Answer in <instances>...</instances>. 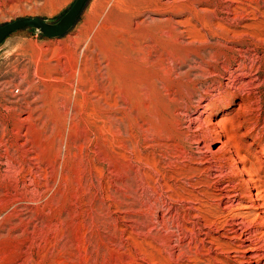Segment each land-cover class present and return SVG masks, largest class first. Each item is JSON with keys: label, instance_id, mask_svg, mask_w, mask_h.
<instances>
[{"label": "rangeland", "instance_id": "374dc122", "mask_svg": "<svg viewBox=\"0 0 264 264\" xmlns=\"http://www.w3.org/2000/svg\"><path fill=\"white\" fill-rule=\"evenodd\" d=\"M147 1L0 44V264H254L237 220L264 192V0ZM74 2L0 0V25ZM158 72L192 79L191 110Z\"/></svg>", "mask_w": 264, "mask_h": 264}, {"label": "bare ground", "instance_id": "6f19581e", "mask_svg": "<svg viewBox=\"0 0 264 264\" xmlns=\"http://www.w3.org/2000/svg\"><path fill=\"white\" fill-rule=\"evenodd\" d=\"M141 0H139V1H136L135 0V3L136 4H138L139 2H140ZM143 1V0H142ZM148 1H154V0H148ZM147 1V2H148ZM145 2V1H144ZM131 7V6H130ZM198 12V11H197ZM210 14V13H209ZM213 14V13H212ZM197 16H199V17H201V15H200V13L198 12L197 13ZM205 17V16H204ZM215 17V16H214ZM195 18V17H194ZM206 19V18H205ZM229 19V18H228ZM231 19V18H230ZM233 21H234V19H233ZM232 23V22H231ZM193 24V23H192ZM217 24V23H216ZM134 26V25H133ZM194 26V25H193ZM222 29L225 31V35L227 34V35H230V33H232V32H236V31H233L228 25H226L225 23H223L222 24ZM237 34V33H236ZM119 36H121V35H119ZM123 36V35H122ZM231 36V35H230ZM235 36V35H234ZM228 37V36H227ZM226 37V38H227ZM124 38V37H123ZM158 39H165L166 40V38H164V37H158ZM225 43H226V41H225ZM226 54V53H225ZM171 57V56H170ZM175 59V58H174ZM172 60V63H173V66H172V68H174V69H177V67L180 65L179 64V62L178 61H176V60ZM197 61V60H196ZM120 64L122 63H124L125 62V60H122V61H118ZM169 62V61H168ZM200 62V61H199ZM198 62V63H199ZM205 62H206V60H205ZM185 63V62H184ZM183 63V64H184ZM197 63V62H196ZM153 64V63H152ZM170 65V64H169ZM168 65V66H169ZM182 65V64H181ZM195 65V64H194ZM206 65V64H205ZM193 66V65H192ZM100 67V66H99ZM195 67H198V66H195ZM195 67H193V69L195 68ZM161 68V67H160ZM166 68H167V66H166ZM171 68V69H172ZM179 68V67H178ZM189 68V67H188ZM191 68V67H190ZM199 68H201V67H199ZM198 68V69H199ZM203 68V67H202ZM99 69V68H98ZM170 69V70H171ZM192 69V68H191ZM197 69V68H196ZM165 70V69H164ZM204 70H206V67H204ZM176 71V70H175ZM157 73V72H156ZM163 73V72H162ZM176 74H178V72L176 73ZM182 74V73H181ZM185 74V73H184ZM184 74H182V78L184 79ZM201 74V73H200ZM167 75V74H166ZM198 75V74H197ZM179 76V75H178ZM200 76V75H199ZM170 78H171V76H169ZM198 77V76H197ZM100 78H101V76H100ZM122 78H124V77H122ZM194 78V77H193ZM202 78V77H201ZM154 79H156V78H154ZM188 79V78H187ZM192 80V79H191ZM191 80H189V82H183V81H178L177 82V80H176V82H174L173 80L171 81V80H165V78L158 72V74H157V81H159V84L163 87V88H165V89H174L173 91H175L176 93H177V97H176V99H174V102H173V106H174V103H176L177 102V100H179L184 106H185V108H191L193 105H191L190 104V99L192 98V97H194L193 96V94L195 93L194 92V88L192 87V82H191ZM201 80V79H200ZM96 82V81H95ZM198 83V82H197ZM95 85V84H94ZM97 85V84H96ZM95 85V86H96ZM104 86V85H103ZM162 87H159V88H157V90H156V96H159V97H161V88ZM175 87L177 88V90L175 89ZM143 88V87H142ZM97 89H99V87L97 88ZM101 89V88H100ZM108 89V88H107ZM104 91H105V89H103ZM198 90H199V88H198ZM172 92V91H171ZM107 93V92H106ZM106 93H105V95H106ZM168 93V92H167ZM197 94V93H196ZM200 94V93H199ZM199 94H197V95H199ZM95 95V94H94ZM104 95V94H103ZM110 95V94H109ZM109 95H107V96H109ZM97 96H98V94H97ZM100 96V95H99ZM196 96V95H195ZM214 97V98H216V97H218V96H216V93H213V94H211V97ZM102 97V96H101ZM103 97H105V96H103ZM100 98V97H99ZM96 100H98V99H96ZM95 100V101H96ZM210 100V99H209ZM211 100H213V98L211 99ZM206 101V93L205 94H202V95H199V99H198V104H197V106L199 107V106H201L200 108H202L203 107V109H202V115L201 116H199V117H197L196 119H195V121H198L199 122V124H196V125H199L200 126V124L202 123V122H204V121H206V112L209 110V109H211V106H215V101L213 102V101H211V102H209V103H206L205 102ZM103 103V102H102ZM105 103V102H104ZM98 105V104H97ZM105 105H106V103H105ZM100 105H98V107H99ZM107 106V105H106ZM196 106V107H197ZM218 109H219V107H218ZM94 110V109H93ZM191 110V109H190ZM99 111V110H98ZM184 112V111H183ZM96 113V112H95ZM176 113V112H175ZM97 114V113H96ZM200 114V113H199ZM22 118V117H21ZM192 121H194V120H192ZM219 124L221 125V122H219ZM223 124V123H222ZM202 126V125H201ZM95 127L96 128H98V129H100V126L98 125V127L95 125ZM95 127H93V128H95ZM191 127V126H190ZM196 129V128H195ZM197 130V129H196ZM203 132V131H202ZM206 133V132H205ZM201 135H203V134H201ZM224 144V143H223ZM221 147H222V144H221ZM206 149V148H205ZM189 166V165H188ZM187 166V167H188ZM192 167H194V166H192ZM190 169V168H189ZM200 169V168H199ZM192 171V170H191ZM253 188H254V194H255V196H254V199H257V201H256V203H253V204H244V207H251V209H257V210H259V212H255V213H253L254 215H255V218H254V220L250 217V213H251V209L250 210H248L247 212H241L242 213V215H240L241 216V218H239L238 220H237V223H238V225H240V227H239V231H240V233H239V238L241 239V241H242V244H243V247L245 248V251L246 252H249L250 253V255H249V262L250 263H254V264H264V231L263 230H259L258 231V229H254V221L257 219V217H263L264 218V192H263V189H259L258 188V186L257 185H253ZM252 190V189H251ZM253 192V191H252ZM191 193V192H190ZM205 193V192H204ZM230 195V194H229ZM245 194H244V191H240V190H235V191H233V193H231V195L229 196V201H230V206L231 207H234V206H238V205H241L243 202H242V198L241 197H243ZM253 195V194H252ZM196 198H198V197H196ZM250 199V198H249ZM228 201V202H229ZM193 207V206H192ZM199 208H200V206H199ZM202 208V207H201ZM250 218H251V220H250ZM247 222V225L245 224ZM236 223V224H237ZM246 225V227H244L243 225ZM256 227V226H255ZM257 228V227H256ZM227 258V257H226ZM223 263H224V261H222ZM225 264H230L229 263V261L228 260H226L225 261Z\"/></svg>", "mask_w": 264, "mask_h": 264}, {"label": "water", "instance_id": "95a60500", "mask_svg": "<svg viewBox=\"0 0 264 264\" xmlns=\"http://www.w3.org/2000/svg\"><path fill=\"white\" fill-rule=\"evenodd\" d=\"M87 0H75L69 10L57 21L50 22L40 16H25L0 25V44L12 33L23 28H34L47 37H61L76 24Z\"/></svg>", "mask_w": 264, "mask_h": 264}]
</instances>
